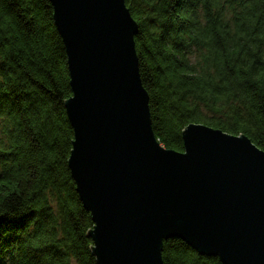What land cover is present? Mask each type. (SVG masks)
Listing matches in <instances>:
<instances>
[{"label":"trees","instance_id":"1","mask_svg":"<svg viewBox=\"0 0 264 264\" xmlns=\"http://www.w3.org/2000/svg\"><path fill=\"white\" fill-rule=\"evenodd\" d=\"M157 139L203 124L264 150V0H125ZM50 0H0V264H98L68 165V56ZM164 264H222L180 239Z\"/></svg>","mask_w":264,"mask_h":264},{"label":"water","instance_id":"2","mask_svg":"<svg viewBox=\"0 0 264 264\" xmlns=\"http://www.w3.org/2000/svg\"><path fill=\"white\" fill-rule=\"evenodd\" d=\"M67 56L68 165L98 264H164L180 239L222 264H264V150L203 124L184 151L157 139L125 0H50Z\"/></svg>","mask_w":264,"mask_h":264}]
</instances>
